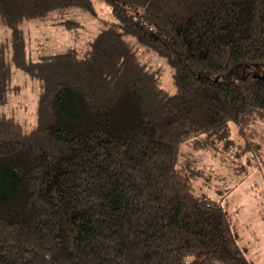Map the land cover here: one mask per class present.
Returning a JSON list of instances; mask_svg holds the SVG:
<instances>
[{
    "label": "trees",
    "instance_id": "obj_1",
    "mask_svg": "<svg viewBox=\"0 0 264 264\" xmlns=\"http://www.w3.org/2000/svg\"><path fill=\"white\" fill-rule=\"evenodd\" d=\"M104 1L84 50L36 59L21 24L94 0H0V264H252L184 146L261 153L264 75L219 76L264 64V0ZM19 69L42 89L26 131L2 110Z\"/></svg>",
    "mask_w": 264,
    "mask_h": 264
},
{
    "label": "rangeland",
    "instance_id": "obj_2",
    "mask_svg": "<svg viewBox=\"0 0 264 264\" xmlns=\"http://www.w3.org/2000/svg\"><path fill=\"white\" fill-rule=\"evenodd\" d=\"M95 13H88L73 7L66 12H54L45 20H25L21 27L25 32L29 54L34 58L41 55L66 51L70 47L84 50L87 42L114 19L111 7L104 0H94ZM10 40V30L0 23V41ZM147 58L165 71L163 84L173 90V69L166 60L155 55ZM264 75V64L241 65L230 73L219 76L220 80H232L245 75ZM41 84L24 70H16L11 84L7 104L2 108L21 131L37 123V108ZM259 131L258 141H264V122L254 123ZM237 140V134L231 135ZM238 141V140H237ZM197 157V166L202 175L196 185L198 192L208 193L216 199L227 194L228 207L233 215V228L240 246L246 249L252 264H264V146L261 153L253 150L244 155L220 140L218 148H187ZM201 187V188H200ZM226 202V203H227Z\"/></svg>",
    "mask_w": 264,
    "mask_h": 264
}]
</instances>
